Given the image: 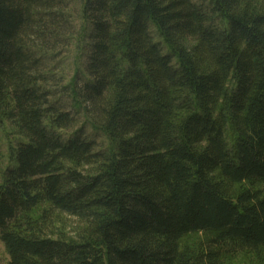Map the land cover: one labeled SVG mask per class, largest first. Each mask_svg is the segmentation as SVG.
Returning <instances> with one entry per match:
<instances>
[{"label": "trees", "instance_id": "obj_1", "mask_svg": "<svg viewBox=\"0 0 264 264\" xmlns=\"http://www.w3.org/2000/svg\"><path fill=\"white\" fill-rule=\"evenodd\" d=\"M79 1L65 88L104 145L56 99L64 0H0L6 264H264V0Z\"/></svg>", "mask_w": 264, "mask_h": 264}, {"label": "rangeland", "instance_id": "obj_2", "mask_svg": "<svg viewBox=\"0 0 264 264\" xmlns=\"http://www.w3.org/2000/svg\"><path fill=\"white\" fill-rule=\"evenodd\" d=\"M66 6V13L70 15L73 28L71 34V42L63 54H54L51 62L52 67L55 68L58 78L56 87H58V93L56 99L60 101L63 108L72 112L77 118L75 128H82L84 133L91 139H94L97 144L104 145L105 140L102 134L95 130L85 118L84 112L77 107L71 94V88H65L66 85H70L72 88L77 83L75 81L76 75L81 71V62L83 61L82 45H83V31L85 29V21L81 12V3L79 0H64ZM79 75V74H78ZM80 77V76H79ZM15 138L13 135V128L3 122L0 124V149L1 152L7 156V150L9 143ZM42 206L37 207L34 210V215L37 216L41 211ZM53 222L50 230L54 236L61 235L67 239H75L77 237L79 229L83 223L76 217L67 214H59L53 216ZM204 234H191L182 239V243L192 244L203 239ZM8 260L7 253L0 242V264H6Z\"/></svg>", "mask_w": 264, "mask_h": 264}]
</instances>
